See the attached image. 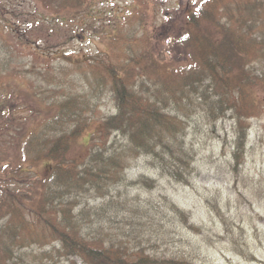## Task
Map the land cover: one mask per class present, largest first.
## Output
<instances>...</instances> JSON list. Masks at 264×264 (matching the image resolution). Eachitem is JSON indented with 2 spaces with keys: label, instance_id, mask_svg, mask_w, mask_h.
Wrapping results in <instances>:
<instances>
[{
  "label": "trees",
  "instance_id": "16d2710c",
  "mask_svg": "<svg viewBox=\"0 0 264 264\" xmlns=\"http://www.w3.org/2000/svg\"><path fill=\"white\" fill-rule=\"evenodd\" d=\"M20 1L0 0V264H202L180 248L162 249L177 222L170 220L167 232L166 222L148 219L152 207L129 190L155 181L130 179L127 171L146 158L168 179L190 183L196 151L188 120L202 112L216 123L227 111L238 121L231 166L239 169L243 125L261 111L255 92L264 90V0H200L186 18L192 30L169 52L134 10L144 50H136L133 32L122 33L128 17L110 19L109 50L69 58L73 70L51 64L57 51L28 43ZM35 1L45 12L34 14L50 30L58 22L86 23V13L99 20L95 12L102 11L91 0ZM23 57L41 66L30 68ZM104 96L116 111L95 122ZM86 131L87 151L76 159L74 142ZM43 160L51 161L48 174L30 175L29 166ZM165 200V217L193 229L191 215Z\"/></svg>",
  "mask_w": 264,
  "mask_h": 264
},
{
  "label": "rangeland",
  "instance_id": "374dc122",
  "mask_svg": "<svg viewBox=\"0 0 264 264\" xmlns=\"http://www.w3.org/2000/svg\"><path fill=\"white\" fill-rule=\"evenodd\" d=\"M200 0H91L100 12H95L100 19L70 24L58 22L54 29L41 22L34 12H45L35 0L16 2L23 13L21 17L30 26L29 44H41L45 49L55 50L56 58L51 62L54 67H66L73 70L69 58L84 57L87 54L109 50L108 39L114 33L116 24L110 19L120 20L128 17V25L122 33L136 36L142 51L147 47L144 31L131 16L140 10L148 20L150 30L160 35L159 49H172L178 35L192 27L185 25L186 18L196 10ZM33 13V15H31ZM131 16V17H130ZM130 17V19H129ZM76 19L79 20V17ZM94 24V25H93ZM91 25V26H87ZM104 28V30H103ZM192 30V29H191ZM189 30V31H191ZM183 31V32H182ZM103 32V33H101ZM52 36L48 37L47 34ZM131 38V37H127ZM143 41V44L140 42ZM50 47V48H48ZM117 47H113V50ZM30 49V47L28 48ZM110 49H112L110 47ZM25 52L26 49H23ZM60 52L64 56L58 57ZM27 54H31L29 51ZM28 67L41 66V59L23 57ZM172 60V59H171ZM31 61L32 63H30ZM174 63V60H172ZM82 88V83H77ZM255 98L261 104V111L249 120L245 137L243 163L239 169L232 168L233 150L237 138L238 121L231 111L215 123L206 119L202 112H196L188 120L187 140L194 146L196 155L195 170L191 182L182 184L163 176L159 170L149 164L146 158H139L131 163L127 174L130 179L140 176L151 178L155 185L132 187L130 197L145 208L152 207L148 219H161L166 222L165 231H171V221L178 225L173 229V240H168L167 253L180 248L202 264H264V90L258 88ZM114 102L104 96L99 103L95 122L108 114L115 113ZM27 115V112H24ZM29 117V115H27ZM90 131H86L73 145L71 156L85 154L88 148ZM11 152L16 149L11 146ZM51 161L43 160L29 166L30 175L42 177L48 174ZM170 198L191 215L194 228L180 225L178 217L168 215L170 207L165 200ZM162 222V223H163ZM186 226V224H184ZM161 245V242L159 243Z\"/></svg>",
  "mask_w": 264,
  "mask_h": 264
},
{
  "label": "snow or ice",
  "instance_id": "6c2138e0",
  "mask_svg": "<svg viewBox=\"0 0 264 264\" xmlns=\"http://www.w3.org/2000/svg\"><path fill=\"white\" fill-rule=\"evenodd\" d=\"M193 2L195 3V0H193Z\"/></svg>",
  "mask_w": 264,
  "mask_h": 264
}]
</instances>
